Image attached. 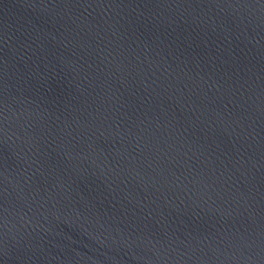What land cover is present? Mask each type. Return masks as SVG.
Instances as JSON below:
<instances>
[{
    "label": "water",
    "instance_id": "obj_1",
    "mask_svg": "<svg viewBox=\"0 0 264 264\" xmlns=\"http://www.w3.org/2000/svg\"><path fill=\"white\" fill-rule=\"evenodd\" d=\"M0 264H264V0H0Z\"/></svg>",
    "mask_w": 264,
    "mask_h": 264
}]
</instances>
